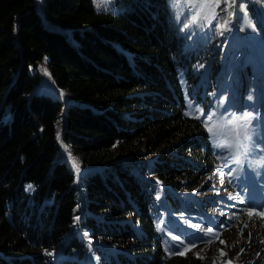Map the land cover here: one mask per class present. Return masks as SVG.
<instances>
[{"label": "trees", "instance_id": "1", "mask_svg": "<svg viewBox=\"0 0 264 264\" xmlns=\"http://www.w3.org/2000/svg\"><path fill=\"white\" fill-rule=\"evenodd\" d=\"M196 56L168 0H0V264H204L155 219L161 183L178 211L218 198Z\"/></svg>", "mask_w": 264, "mask_h": 264}, {"label": "rangeland", "instance_id": "2", "mask_svg": "<svg viewBox=\"0 0 264 264\" xmlns=\"http://www.w3.org/2000/svg\"><path fill=\"white\" fill-rule=\"evenodd\" d=\"M168 3L187 46L196 52L193 75L205 83L195 98L187 97L185 113L203 122L218 103L224 111L245 116L251 113V123L258 130L256 142L264 146V0H179L175 8L170 0ZM95 4L101 11L116 9V0H95ZM206 4L216 5L211 21L204 20L201 10L193 7ZM41 69L39 88L69 99L45 63ZM66 155L76 162V157ZM73 165L76 171L78 165L77 172L88 169L77 162ZM220 168L222 171H217L216 166V172L209 174L217 178V188L210 191L217 194L218 198L212 199L216 204L203 212L171 209L164 195L165 185L155 188V219L166 248L169 252L191 249L192 257L204 264H264V172L257 177L245 168L236 177L230 174V167L220 164ZM184 194L182 209L186 196L198 198L195 190H184Z\"/></svg>", "mask_w": 264, "mask_h": 264}, {"label": "clouds", "instance_id": "3", "mask_svg": "<svg viewBox=\"0 0 264 264\" xmlns=\"http://www.w3.org/2000/svg\"><path fill=\"white\" fill-rule=\"evenodd\" d=\"M178 2L170 0L173 8ZM247 99L251 100L252 96L249 95ZM195 111L199 112L200 109L197 107ZM244 116V113L224 111L223 107L210 111L203 121L206 143L212 159L218 162L217 171H222L220 164H223L224 168L230 167V174L236 177L245 168L259 177L264 172V146L256 142L258 130L251 121L243 119ZM247 116H251V113H247Z\"/></svg>", "mask_w": 264, "mask_h": 264}, {"label": "snow or ice", "instance_id": "4", "mask_svg": "<svg viewBox=\"0 0 264 264\" xmlns=\"http://www.w3.org/2000/svg\"><path fill=\"white\" fill-rule=\"evenodd\" d=\"M193 7L194 8H199L201 10V16H202V18L204 20L211 21V19L215 16V13L213 11V9H215V7H216L215 4L193 5ZM190 107H191V105H190ZM217 107L218 108L219 107H223V105H221V104L218 103ZM242 118L245 119V120H248V121H251L252 120V117L251 116H244ZM57 136L59 138V133L57 134ZM73 163L75 164L76 162L73 160ZM76 167H77V171H79L78 165ZM29 187H31V186H29Z\"/></svg>", "mask_w": 264, "mask_h": 264}]
</instances>
